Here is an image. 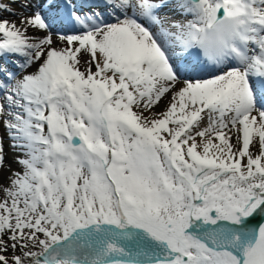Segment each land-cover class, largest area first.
I'll return each mask as SVG.
<instances>
[{"label": "snow or ice", "instance_id": "1", "mask_svg": "<svg viewBox=\"0 0 264 264\" xmlns=\"http://www.w3.org/2000/svg\"><path fill=\"white\" fill-rule=\"evenodd\" d=\"M0 264H264V0H0Z\"/></svg>", "mask_w": 264, "mask_h": 264}, {"label": "bare ground", "instance_id": "2", "mask_svg": "<svg viewBox=\"0 0 264 264\" xmlns=\"http://www.w3.org/2000/svg\"><path fill=\"white\" fill-rule=\"evenodd\" d=\"M4 2H7V0H4ZM8 160L11 163L12 160V153L9 151Z\"/></svg>", "mask_w": 264, "mask_h": 264}, {"label": "rangeland", "instance_id": "3", "mask_svg": "<svg viewBox=\"0 0 264 264\" xmlns=\"http://www.w3.org/2000/svg\"><path fill=\"white\" fill-rule=\"evenodd\" d=\"M8 18H11L10 16H8Z\"/></svg>", "mask_w": 264, "mask_h": 264}]
</instances>
